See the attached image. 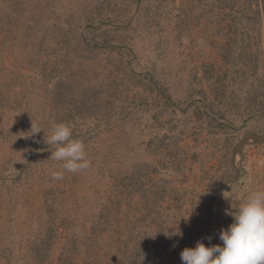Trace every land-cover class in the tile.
Wrapping results in <instances>:
<instances>
[{
  "label": "rangeland",
  "instance_id": "obj_1",
  "mask_svg": "<svg viewBox=\"0 0 264 264\" xmlns=\"http://www.w3.org/2000/svg\"><path fill=\"white\" fill-rule=\"evenodd\" d=\"M58 123L90 167L56 181ZM248 135L264 136V0H0V264H149L165 247L157 264H183L223 246L228 213L264 190L260 143L218 217Z\"/></svg>",
  "mask_w": 264,
  "mask_h": 264
},
{
  "label": "clouds",
  "instance_id": "obj_2",
  "mask_svg": "<svg viewBox=\"0 0 264 264\" xmlns=\"http://www.w3.org/2000/svg\"><path fill=\"white\" fill-rule=\"evenodd\" d=\"M41 131L32 123L26 135L34 138ZM44 140L55 149L49 160L61 164L62 170L51 172L53 180H62L65 172L78 173L90 167L85 145L73 138L69 125L55 124ZM228 193L222 195L226 198ZM228 214L233 217V223L219 233L223 246L206 247L203 242H197L194 248H185L180 253L183 264H264V190L252 192ZM208 239L211 241V237Z\"/></svg>",
  "mask_w": 264,
  "mask_h": 264
},
{
  "label": "water",
  "instance_id": "obj_3",
  "mask_svg": "<svg viewBox=\"0 0 264 264\" xmlns=\"http://www.w3.org/2000/svg\"><path fill=\"white\" fill-rule=\"evenodd\" d=\"M264 143V136H257V135H248L247 137L243 138L242 141L237 145L234 155L238 158V161L235 162V173L233 177L228 181L227 185L222 188L218 193L217 204H216V213L220 219H223L220 209L222 207L224 196L222 195L223 192L228 191L233 188L236 182L239 180L241 176V167H242V157L244 149L251 145H256ZM230 186V187H229Z\"/></svg>",
  "mask_w": 264,
  "mask_h": 264
},
{
  "label": "trees",
  "instance_id": "obj_4",
  "mask_svg": "<svg viewBox=\"0 0 264 264\" xmlns=\"http://www.w3.org/2000/svg\"><path fill=\"white\" fill-rule=\"evenodd\" d=\"M86 26H90V25H85V27ZM80 40H81V44L84 46V47H86V48H88V45H87V41H86V39L85 38H83L82 36L80 37ZM49 146H51V145H49ZM52 148H54L53 146H51ZM38 154V152L37 151H34L33 153H32V155H37ZM23 168L24 167H16L12 172H17V173H21L22 172V170H23ZM141 184V183H140ZM161 243H163L162 241H161ZM165 244V246L168 244V242H165L164 243ZM164 246V247H165ZM139 249H140V247H138V249H136L137 251H138V253H140V251H139ZM165 251H166V247L165 248H163L162 250H157V248H156V256H154L153 258H151L150 259V263L149 264H157L159 261H157V260H161V259H159L158 257H164V255H165ZM140 262L141 263H138V264H144V263H146L145 261H142V260H140Z\"/></svg>",
  "mask_w": 264,
  "mask_h": 264
}]
</instances>
